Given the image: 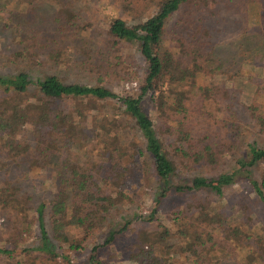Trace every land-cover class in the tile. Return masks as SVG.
Segmentation results:
<instances>
[{
    "label": "trees",
    "instance_id": "16d2710c",
    "mask_svg": "<svg viewBox=\"0 0 264 264\" xmlns=\"http://www.w3.org/2000/svg\"><path fill=\"white\" fill-rule=\"evenodd\" d=\"M192 1L159 0L153 14L136 25L121 18L111 21L108 35L137 45L147 64V75L140 92L123 97L101 85L64 83L56 75L34 80L32 73L46 63L40 58L46 46H42L43 51L33 53L35 44L28 45L23 41L24 48L13 51L18 47V28L11 25L9 19L5 23L4 34L10 38L7 48L0 51V61L4 60L9 66L15 64L18 69L13 74H0V215L7 214L9 221L14 217L17 221L13 220V226L17 229L9 232L8 247L0 246L2 258L23 252L26 260L22 258L17 264H33L39 259L35 256L37 253L47 254L53 260L64 248L83 250L84 247L67 239L68 232L72 227L97 232L112 209L123 204L125 199L137 198V191H132V187L139 181L140 165L151 167L158 184L154 213L159 212L162 201L171 194L210 191L222 197L225 190L239 180L248 183L254 198L264 206V174L258 178L253 175V169L264 163V148L254 144L243 150L236 160L238 168L232 172L196 176L188 184L173 182L178 174V164L190 169L216 166L238 141L237 134L232 135L231 142L219 141L215 133L204 131L201 134L202 130L185 122L189 117L187 103L199 94L198 91H203L197 85V76L214 70L212 66L209 70L213 52L208 50L211 44L208 28L203 22L195 26L190 40L179 33L180 43L172 49H164L163 43L169 19ZM16 5L21 17L26 16L28 20L30 15L31 22L44 11L45 15L56 16L57 11L56 19L64 23L60 27L62 36L54 39L55 47L61 46L67 33L77 31L74 27L78 15L71 9L70 1L17 0ZM122 7L126 13L140 18L149 11V2L142 8L139 0H123ZM23 32L29 41L32 40L27 30ZM60 52L49 53L50 61L58 63ZM82 63H88V60L83 59ZM32 89L36 90L33 103L27 99L34 91ZM70 102L110 103L113 115L110 122L117 126L118 132L113 135L103 132L104 136L95 137L94 131L90 133L85 123L84 109L74 111L67 106ZM147 105L160 114L165 124L163 128L156 126L146 110ZM245 113L264 135V111L258 112V108L251 107V114L246 110ZM115 117L117 120L114 121ZM73 149L84 152L83 163ZM63 150L68 155L64 169L69 170V175H55L51 201L34 203L23 191L20 179L16 178L17 168L26 166L30 171L38 169L49 173L55 169L58 155ZM215 211V214L203 211L197 219H201L199 224L181 225L177 232L162 229L156 238H148L147 242L136 245L130 254L133 264H167L172 253L187 259L193 257L195 264H220V257H211V252L219 249L225 254L236 248L250 249L252 259L258 253L256 259L264 261V237L256 236L258 252L250 243L251 235L242 225L223 228L226 218L219 210ZM32 224L36 225L34 232L38 237L34 242L37 246L16 250L19 243L25 242L23 230L30 229ZM119 233L110 230L104 243L93 247L89 264H103L99 249L115 243ZM166 239L171 243L166 244ZM162 253L167 258H161Z\"/></svg>",
    "mask_w": 264,
    "mask_h": 264
},
{
    "label": "rangeland",
    "instance_id": "374dc122",
    "mask_svg": "<svg viewBox=\"0 0 264 264\" xmlns=\"http://www.w3.org/2000/svg\"><path fill=\"white\" fill-rule=\"evenodd\" d=\"M6 1L0 0V51L2 48L6 49L9 43L10 37L5 35L3 28L8 19L12 21L11 25L18 28V47L13 51L22 50L23 41H27L28 45L35 44L32 46L33 53L43 51L42 46H46L45 53L40 55L46 63L32 73L34 80L46 75H56L64 83L101 85L122 97L140 92L147 75L145 59L140 55L137 45L118 41L107 32L114 19L121 18L130 25L140 23L153 14L159 0H139L142 8L149 2V11L140 18L123 10V0H67L72 3L71 9L78 15L74 27L77 31L67 33L66 40L62 41L60 47H55L53 43L54 39L62 36L60 27L64 23L56 19L59 16L57 11V16L49 13L45 15L44 11L31 22L30 15L28 20L26 16L21 17L17 0ZM53 6L56 8L55 4ZM168 22L164 49H172L180 43L179 33L190 40L189 35L193 34L195 26L203 22L208 28L211 42L208 50L213 52L209 70L211 66L214 70L197 76L198 87L206 93L198 91L199 94L187 103L189 117L185 122L197 130H202L201 134L204 131L215 133L219 141L231 142L232 135H238L233 150L230 149L223 155L216 166H193L192 170L176 162L178 174L173 182L182 185L188 184L196 176L209 177L232 172L238 168L237 158L241 157L243 150L250 144L264 148V135L260 133L255 121L245 113L246 110L251 114V107L254 110L258 108V112L264 111V0H193ZM23 30L28 31L32 40H28ZM57 50L61 52L58 63H55L50 61L49 53ZM83 59H87L88 63L83 64ZM3 61H0L1 75L17 72L18 67L15 64L9 66ZM35 93L36 90L31 91L27 97L31 103L36 100L33 96ZM67 106L74 111L84 109L85 123L88 124L90 133L94 131L95 137L104 136L103 132L111 135L118 132L117 126L110 122L113 116L110 103L99 102L93 105L70 102ZM146 110L157 127L165 126L160 114L152 106L147 105ZM169 124L176 126L173 122ZM73 151L77 152L83 163L84 152ZM90 154L94 158V154ZM67 158L68 155L63 150L58 155L55 169L49 173L40 172L38 169L30 171L26 166L17 168L16 178L20 179L23 191L27 192L34 203L51 201L55 175H69V170L64 169ZM139 169V181L132 187V191H137L138 197L125 199L123 204L112 209L101 230L92 233L72 227L68 232L67 239L84 247L83 250L64 248L53 260L47 254L37 253L35 256L39 259L33 264H89L93 247L102 245L108 232L113 229L121 233L111 246L99 249V258L103 264H133L130 254L136 245L147 242L148 238H156L162 229L177 232L181 225L199 224L201 219H197L201 218L203 211L215 214V210H219L226 218L227 223L223 228L242 225L251 235V245L259 252L256 236L264 237V206L254 198L245 180H239L226 189L222 197L210 191L187 195L171 194L162 201L159 212L154 213L159 195L158 184L152 176L151 167L140 165ZM260 174H264V163L253 169L254 177L258 178ZM230 216H233L232 219ZM13 220L17 221L14 217L9 221L7 214L0 215V246L8 247L6 240L10 236L9 232L13 228L17 229L13 226ZM128 221L129 227L122 231ZM35 227L32 224L30 229L23 230L25 242L19 243L16 250L37 246L34 242L38 237L34 232ZM179 242L184 243L182 240ZM165 243L170 244V239H166ZM250 253V249L236 248L234 252L225 251V254L218 249L210 255H218L220 264H264L262 258L256 259L258 253L255 259L251 258ZM23 255V252H15L12 257L2 258L0 255V264H17L22 258L26 260ZM170 257L167 264H195L193 257L187 259L173 253ZM161 258L165 259L167 256L162 253Z\"/></svg>",
    "mask_w": 264,
    "mask_h": 264
}]
</instances>
